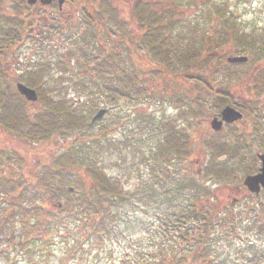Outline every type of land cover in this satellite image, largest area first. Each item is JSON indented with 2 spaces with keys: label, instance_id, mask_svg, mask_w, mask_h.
<instances>
[{
  "label": "rangeland",
  "instance_id": "1",
  "mask_svg": "<svg viewBox=\"0 0 264 264\" xmlns=\"http://www.w3.org/2000/svg\"><path fill=\"white\" fill-rule=\"evenodd\" d=\"M143 1L149 2L150 5H158L163 11L168 10L172 5L175 6L178 17L181 16L183 33L185 30L183 21H190L194 26L197 23L205 24L201 22L200 15L206 9L212 10L213 4H226L230 13L237 17V30H241L244 35L252 30L255 31L257 44L263 45L262 50L259 52L257 50L256 53L249 50L247 53H238L237 50L248 43L245 42L247 37L234 42H213L207 49L198 47L202 56L212 57L211 65L220 69L215 77L210 76L208 72L210 84L215 88L220 86L219 88L223 87L229 91L230 99L233 100L228 103L229 105L236 102L235 104L251 110L250 112H256L258 119L251 114L246 115L253 131L254 125L261 122V114L264 112V0ZM96 3L99 4V1ZM84 5V0H76L73 5L70 3L64 6V16L69 15L72 19L71 24L76 21L78 23L86 21L85 18L82 20L81 9ZM6 7V4L2 6L0 13H3ZM53 8H40L38 17H52ZM259 37L263 40L260 41ZM248 40L253 38L249 37ZM64 41L65 37L59 39L57 36L51 41L44 42L45 44L40 41H34V43L27 41L17 46L12 52H8L9 59L0 56L2 61L0 68L3 70H0V86L8 94L17 93L15 86L17 83H22L21 75L27 67L35 61L41 63L49 59L56 60L57 57L52 58V55L48 54L49 47L55 50L59 47L58 53L63 52L69 44L67 40L63 44ZM55 53L56 51L53 52ZM230 55L246 56L248 61L240 66H226L224 65L226 58ZM138 56L139 58L133 57V63L143 72L148 68L163 70L166 68L164 62L160 63L147 51H140ZM126 60L129 59H125L121 64L123 67L126 65ZM218 61L223 62L222 65H218ZM49 62L52 63V61ZM177 67L182 71L181 67ZM51 69V75H58L55 68L51 67ZM174 74L170 71L169 75L165 76V80L157 82L155 77L153 83L145 85L147 91L151 88L159 90V97L156 100H151L149 103L144 100L136 102L118 100L114 104V109L110 110L90 131L92 137L101 135L106 142L111 140L110 143L116 147L115 151L113 148L112 150L103 149L102 153L97 150L96 156L109 179L117 180L111 182H113L112 185L116 183L115 186L121 193L120 214L123 216L118 219L120 224L114 226V233L100 237L99 242H85L80 247L77 244L78 241H82L79 226L75 223L67 224L58 227L57 234L51 236L52 246L46 249L37 245L28 251L27 247L20 248L22 242L16 246L18 241L10 242L6 239L7 237H3L7 234L3 232L0 239V264H145L147 261H151L148 262L149 264H155L157 253L163 252L161 249L164 243L167 250L165 254L161 253L160 260H164L162 264H179L172 256L175 254L177 257L176 252L180 248L187 247L185 244L199 242L196 237L198 234L193 230L190 232L193 241L189 239L185 242L181 236L183 230L199 223L198 218L203 224L204 220L211 224L207 232L209 234L208 252L205 256L196 259L188 255L184 260L185 264H264V216L257 209L264 198L250 199L241 189L240 177L244 175L245 169L242 167L245 164H241L240 161L244 160L247 151L245 153L240 151L236 144L232 147L220 145L225 148L219 152L210 148L211 145L204 146L203 139L209 140L208 138L211 137L208 123L217 115V110L211 106L216 93H209L210 88L202 82L181 80ZM62 82H64L63 78ZM62 86L61 91L57 93L60 96L59 99L72 103L82 99V93L73 87L71 82L68 85L63 83ZM55 95L56 93H53V97L57 98ZM248 96L252 101L245 100ZM198 97L200 102H206V104L198 107L199 105L195 103ZM109 106L111 105L107 103L99 104L98 108L87 117V122L99 109ZM27 107L34 112L37 108L43 109L44 105L38 101ZM142 118L146 120V123L141 124L139 120ZM165 122H170L177 130L187 132L191 136V154L186 159L174 160L167 165L158 161L157 156L152 159L156 155L154 153L157 148L164 144L160 142L164 139L163 136L151 138L152 132L150 134L153 125L158 127ZM0 128H2L1 124ZM237 128L241 129V125L239 124ZM230 130L229 132L233 133L242 134L243 132L234 128ZM74 134L53 135L48 140L28 142L23 136L16 137L0 131V150L4 148L14 158L7 162L0 155V176L7 169L10 171L11 165L8 163H11L17 166V172L27 177L28 167L40 168L39 166L46 162V153L48 151L59 153L61 149L69 145ZM253 134H250V138L254 137ZM127 136L133 138L126 139ZM130 140L133 146L127 148ZM219 141L221 142L222 139ZM120 148L122 153L117 155ZM224 154L226 159L218 162V159H224L221 157ZM17 155L22 160H19ZM160 169L162 172L159 174ZM148 182L149 185L146 184ZM172 184H176L179 190V195L177 194L176 197L171 191ZM180 184H182V190L178 188ZM144 187L148 192L144 190ZM165 218L169 222V230L166 231L167 239L158 231L162 219L165 220ZM16 226L17 231L22 227L20 223ZM11 231L9 230V233ZM180 239L181 242H179ZM170 243L175 246H171ZM76 247L78 252H72V249ZM187 251L193 250L187 249Z\"/></svg>",
  "mask_w": 264,
  "mask_h": 264
},
{
  "label": "trees",
  "instance_id": "2",
  "mask_svg": "<svg viewBox=\"0 0 264 264\" xmlns=\"http://www.w3.org/2000/svg\"><path fill=\"white\" fill-rule=\"evenodd\" d=\"M69 1L67 3L73 5L76 0ZM84 1L85 5L81 11L82 20L85 18L86 21L71 24L72 19L69 15L66 17L67 14L64 16L63 9H54L52 17H38L40 9L28 7L24 0H0V9L7 5L5 11L0 13L2 58L9 59L8 52L27 41L44 43L56 36L59 39L65 37L63 44L66 40L69 41L68 48L60 53L59 47L57 50L49 47L48 54L52 55V58L57 57L56 60L49 59L41 63L35 61L21 75L22 82L37 91L39 102L44 105L43 109L40 107L31 112L27 107L31 104L16 92L6 93L0 86V131L16 137L23 136L28 142L48 140L53 135L78 133L72 135L69 145L59 153L48 151L46 162L39 166L40 168L28 167L27 177L17 172V166L8 163L11 165L10 171L7 170L3 178H0V239L3 232L7 233L3 237H7L10 242L18 241L16 246L22 242L20 248L27 247L28 251L37 245L46 249L52 246L51 236L57 234L58 227L63 225L75 223L79 226L82 241L77 244L81 247L85 242L101 241L100 237L114 233V226L120 224L118 219L123 216L120 214L121 193L115 186L116 183L112 185L117 180L109 179L100 161L96 159L97 150L102 153L103 149L113 148L115 151L116 147L110 143L111 140L106 142L101 135L92 137L90 131L94 126L88 127L86 120L99 104L114 106L118 100H153L158 97L159 90L151 88L147 91L145 85L153 83L155 77L157 82L165 80V76L172 71L181 80L204 83L217 94L216 104L226 105L229 91L223 87L219 88L220 86L215 88L209 80L208 72L210 76L215 77L220 69L212 66V57L202 56L198 47L207 49L213 42H234L242 37H250L253 40L246 39L245 42L248 43L238 49V53H247L248 50L256 53L263 48V45L257 44L254 30L245 35L241 30H237V17L230 13L226 4H213L212 10H204L200 17L201 22L205 24L197 23L194 26L190 21H183V33L181 16L178 17L177 9L173 5L163 11L158 5H150L143 0ZM98 1L99 4L96 3ZM262 40L260 38V41ZM143 50L151 56L154 55L160 63L164 62L166 68H148L145 72L137 69L133 57L139 58L138 55ZM125 59L129 60H126L123 67L121 64ZM222 63L217 62L218 65ZM177 66L181 67L182 71ZM51 67L56 69L58 75H51ZM0 70L3 71L2 68ZM70 82L82 93V99L73 103L59 99L60 96L57 95L63 87L62 84L68 85ZM53 93H56L57 98L53 97ZM198 99L195 103L202 105ZM139 121L141 124L146 123L143 118ZM168 127L171 134L167 138H174L177 133L175 128L172 124ZM153 129L157 130L156 127ZM77 135L79 137H76ZM128 138L127 136L126 139ZM183 138L186 140L185 136ZM129 143L127 148L133 146L131 140ZM116 154L119 155V152ZM190 154L189 148L162 153L168 160L171 156L170 161L186 158ZM0 155L7 162L14 159L4 148L0 150ZM16 157L22 160L20 156ZM160 172L161 169L159 174ZM146 184L149 185V182ZM172 185L171 191L176 197L179 190L176 184ZM181 185L179 189H182ZM69 188L73 191L70 192ZM144 190L148 192L145 187ZM59 202L62 203L60 210L56 207ZM166 220L167 218L162 219L158 231L167 239L169 222ZM18 223L22 225L19 231L16 230ZM9 230H12L11 233ZM209 230L210 224L204 220L203 230L194 229L199 240L194 250L187 251L192 249L194 244L183 243L187 247L180 248L176 252L178 256L174 254L172 258L177 259L179 264H185L184 260L188 255L195 259L205 256L209 248ZM188 232V228L182 231V240L185 242L189 237ZM161 250L165 254V243ZM72 252L77 253L78 248H73ZM161 253H157L155 264L164 262L163 259L160 260ZM148 262L151 261L145 264H149Z\"/></svg>",
  "mask_w": 264,
  "mask_h": 264
},
{
  "label": "flooded vegetation",
  "instance_id": "3",
  "mask_svg": "<svg viewBox=\"0 0 264 264\" xmlns=\"http://www.w3.org/2000/svg\"><path fill=\"white\" fill-rule=\"evenodd\" d=\"M247 98L245 100L252 101V99H250V96H248ZM237 107L241 109V111H244L242 106L238 105ZM250 111L251 110L246 109V113L242 114V118L240 120L235 121L231 124H223L222 128L219 131H213L210 127V121H209L208 124L211 130L210 131L211 137H209L208 139L212 143H209L210 141L206 139H203V143H204V146L211 145L210 148H213L214 150H217V149L224 150L222 148H225V147L220 146V145H226V146L232 147L236 144V146L238 147L240 151H243L244 153L247 151L248 154H246L247 152L245 153L244 160L240 161L241 164L243 163L245 164V166L242 167L245 169V171L243 170L244 175L240 177L241 178L240 180L242 183L241 189L244 191V194H246L247 197L250 199H261V198L263 199L264 198V185L263 184H258L257 193H251L243 185V180L245 177L256 176L260 173L261 166L263 163V159H261L260 157L261 156L264 157V112L261 114V122H257L254 125L253 131H252L250 128L249 122L246 118V115L251 114L252 116H255L256 119H258V117L256 116L257 114H255L256 112L254 111L250 112ZM217 118L220 120V117H217ZM244 119H246V121ZM239 124L241 125V129L237 128ZM231 128L241 130L243 132H246V131L248 132L246 133L242 132V134L229 132L231 131L230 130ZM251 133H254L253 134L254 137L250 138ZM221 139L222 141L220 142L219 140ZM223 161L218 160V162H223ZM255 205L257 206V204ZM257 209L260 210L261 215L264 216V200L261 201L260 206Z\"/></svg>",
  "mask_w": 264,
  "mask_h": 264
},
{
  "label": "water",
  "instance_id": "4",
  "mask_svg": "<svg viewBox=\"0 0 264 264\" xmlns=\"http://www.w3.org/2000/svg\"><path fill=\"white\" fill-rule=\"evenodd\" d=\"M36 2V0H28L27 3L29 5H32ZM41 3H46V0H41ZM227 61L229 63H242V62H246V58L244 57H231L228 58ZM16 88L18 90V92L25 97L26 100L31 101V102H35L37 100V96L35 91L25 87L22 84H17ZM107 110L106 109H102L99 110L96 115L91 119L90 124L95 123L98 120H101L104 115L106 114ZM241 118V115L239 113H237L236 111H234L233 109L226 107L223 111H222V120L227 122V123H231L235 120H238ZM221 123L222 122H216V120H214L211 124L212 128L214 130H219L221 128ZM263 159V157H262ZM262 174L253 177V178H247L245 180V185L250 189V191L253 192H257L258 191V184L261 183L264 185V159H263V163H262V169H261Z\"/></svg>",
  "mask_w": 264,
  "mask_h": 264
}]
</instances>
